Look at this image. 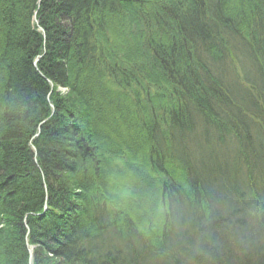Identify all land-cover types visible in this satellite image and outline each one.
Wrapping results in <instances>:
<instances>
[{
    "label": "trees",
    "instance_id": "obj_1",
    "mask_svg": "<svg viewBox=\"0 0 264 264\" xmlns=\"http://www.w3.org/2000/svg\"><path fill=\"white\" fill-rule=\"evenodd\" d=\"M2 3L0 264H29L35 242L60 261L35 246L33 264H264V191L236 203L231 189L238 158L264 147V0H42L38 14L54 28L41 22L47 49L40 50L22 15L38 0H11L7 13ZM45 77L55 83L52 106L40 95ZM89 107L115 113L127 139L99 137ZM42 119L34 158L24 146ZM188 142L206 154L187 151ZM36 166L41 177L29 176ZM135 170L142 176L125 188L123 173ZM169 177V186H184L181 196L164 190ZM226 203L239 205L223 219ZM91 213L102 223L93 226ZM131 241L141 248L130 250Z\"/></svg>",
    "mask_w": 264,
    "mask_h": 264
},
{
    "label": "rangeland",
    "instance_id": "obj_2",
    "mask_svg": "<svg viewBox=\"0 0 264 264\" xmlns=\"http://www.w3.org/2000/svg\"><path fill=\"white\" fill-rule=\"evenodd\" d=\"M4 1V0H3ZM9 2H11V0L9 1V0H5V6H3L4 4L2 3V6L4 7L3 8V10H4V12L5 13H7L8 11L10 12L11 11V8H10V4L9 5H7V3H9ZM42 5V0H38V3H37V6H36V8H32V9H30L29 10V15L27 14V13H25L24 12V14H22L23 15V18H25V20L27 19V24L29 23L30 24V27L28 26V28H27V32L29 33V34H31V33H36V36L34 35V34H31V39H32V41H33V45H34V50H40V47H45V45H46V39H47V36H45V30H44V28L42 27V25H41V22H43L45 25H47V29L48 30H53V28H54V25H50V23L48 24V22H49V20H50V18H49V15H48V17H47V19H44L45 17H43L41 14H38V10H39V7ZM1 9V8H0ZM2 10V11H3ZM2 16V15H1ZM41 17V18H40ZM4 19V18H3ZM18 19H19V17H18ZM10 22L9 23H12L11 22V19L9 20ZM6 28H4L3 29V31H2V34H10V30H11V27L10 26H5ZM101 31H102V29H101ZM7 34V35H8ZM102 38H103V36L102 35H100ZM25 39V38H24ZM26 40V39H25ZM24 44H25V42H24ZM33 47V46H32ZM33 50V51H34ZM26 53H28L27 55H29L30 54V52H28V51H26ZM45 53V52H44ZM238 57L240 56L238 53L236 54ZM42 56H43V54H36L35 56H34V58H33V65H34V60L35 59H38V60H40L41 58H42ZM240 58H243V55L242 56H240ZM42 60V59H41ZM72 60V59H71ZM38 63V62H37ZM37 63L35 64V67H36V65H37ZM245 63V62H244ZM237 65V64H236ZM77 66V65H76ZM244 68L245 69H247L248 68V65H247V63H245L244 64ZM238 69V68H237ZM242 71H243V69H242ZM237 73H238V71H236ZM244 72V71H243ZM229 74H230V72H229ZM232 75H234V74H232ZM226 76L228 77V75H227V72H226ZM230 77H231V75H230ZM46 78V77H45ZM50 80V79H49ZM242 81V80H241ZM92 88L93 87H91V90H92ZM57 91H59V93L61 94H69V93H71V92H69V88L68 87H64V86H57ZM97 97V96H96ZM78 98V97H77ZM94 101H96V100H94ZM259 106V112H260V115H262L263 117H264V103L263 104H259L258 105ZM96 108H91L90 109V107H89V110H90V112L93 114V116H96V130H97V132H98V136L99 137H101L102 139H104V135H110V137L111 138H114L115 136H113V134L115 133V134H118V135H122L121 137H123L124 139H127V137L125 136V134H124V132H123V126L119 123V119H117V117L114 115V114H112V113H107L108 111H106L104 108H102V110H103V113H99V111H96L95 110ZM107 113V114H106ZM51 114H53V112L51 113ZM50 114V115H51ZM50 117V116H49ZM251 117H253V115H251ZM100 118V119H99ZM262 118V117H261ZM253 120H254V122H256V123H258V121H260V120H258L257 119V115H256V117L255 118H252ZM263 119V125L259 128V127H257V129L259 128V132H258V136L260 137V136H262L263 134H264V118H262ZM101 120H103V123L102 124H105V125H99L100 123L99 122H101ZM113 126V127H112ZM40 127V126H39ZM225 127H227V126H225ZM111 129V130H110ZM129 128H127L126 126H124V130H128ZM111 131H114V132H112L111 133ZM129 131H132V129H129L128 130V132L127 133H130ZM133 132V131H132ZM137 134V133H136ZM211 136V135H210ZM99 137H97L96 139H99ZM151 138H155V137H153L152 135L150 136V134L149 135H146V137L144 138V140H146L147 142H148V144H153V139H151ZM101 139V140H102ZM147 139H150V140H147ZM100 140V141H101ZM215 141V140H214ZM263 140L261 139V138H259V142L261 143ZM263 144V143H262ZM103 146V145H102ZM103 147H106L105 148V150H111L112 152L114 151L113 150V148H107V146H103ZM257 147H259V149H257ZM257 147H254L253 149L251 148V151L250 152H248V151H246L245 152V156L242 158V156H240V158H238V160H237V162H236V164H235V167H237V169L239 170V172H238V180H235L234 178L232 179V181H233V185H232V188L231 189H234L233 191H237L238 193L236 194V197H234L235 198V200H236V203H237V199H238V201H239V197H240V195H242L243 197H246V196H248V195H250V191H251V193H255V191L257 192V190H259V191H264V156L260 153V152H263L264 151V147H262V148H260V146H257ZM232 148L233 149H235L236 150V148H234V146L232 145ZM42 149V148H41ZM130 149H133V148H131V146H130ZM129 149V150H130ZM158 149V148H157ZM216 149H221L222 150V146L221 145H217V144H215V146H214V150H216ZM221 150H218V151H221ZM42 151H43V149H42ZM160 151V150H159ZM158 150H153V157L151 156L150 158H153V167H156V168H160L161 166H160V164L159 163H157V160H156V158L158 159V153L159 154H161L160 152H159ZM107 152V151H106ZM104 153V154H107V153ZM47 153V152H46ZM84 156H86L87 158H88V156H87V154L88 153H86V151L84 150ZM117 153V152H116ZM261 154V155H260ZM264 154V153H263ZM110 156H112V155H108V157H107V160L105 161V165H107L108 163H110L111 161H109L108 160V158L110 157ZM233 156V155H232ZM133 157H135L136 159H135V161H137V162H139L140 161V156L139 155H135L134 156V154H133ZM150 158H149V160H150ZM149 160H146V162H147V164H146V168H145V170L148 172V170L147 169H150V167H151V165L148 163L149 162ZM215 160H217L218 162H219V164H220V166L223 168V167H225V164H226V160H224L223 158H221V157H219V156H217L216 158H215ZM34 161H36V160H34ZM140 163V162H139ZM130 164H131V166L129 167L130 169H134V167H135V164H133V163H131L130 162ZM160 166V167H159ZM226 167H231L230 166V164L229 163H227V166ZM34 168H36V170H37V172H35V171H33V174H31L30 172H32V171H29L27 174L25 173V175L27 176V175H29V173H30V175L29 176H33V175H36V174H39L40 175V177H41V175H42V171H41V169L38 167V166H36V167H34ZM67 168V170H68V167H66ZM227 168V171H226V173L227 174H230V175H232V170L230 169H228ZM162 170V169H161ZM183 170V169H182ZM163 171V170H162ZM126 173H123V174H125V176H124V180H123V186L126 188L127 186H128V184H129V182H130V179H133L134 177H136V175L138 174V175H140V173H141V176H142V172H140V171H138V170H135L132 174L131 173H129L128 171H125ZM72 174V176H73V172L71 173ZM58 175H60V174H58ZM64 175V174H63ZM69 175V174H68ZM133 175V176H132ZM236 177H237V172L234 174ZM22 176H24L23 175V173H22ZM242 176H246V179L248 180L245 184H243V178H242ZM263 176V177H262ZM34 177V176H33ZM35 178V177H34ZM73 178H74V176H73ZM137 178V177H136ZM44 179V178H43ZM79 178L78 177H76V180H78ZM230 179V178H229ZM228 179V180H229ZM28 180V179H27ZM60 180H61V178H60ZM171 180H173L172 178H170L169 177V179L167 178V181L166 182H168L165 186H164V190L166 191V190H169L171 187L173 188V190H171V191H169V193H171V192H175L176 191V193L178 194V196H181V194L180 193H184V191H183V188H184V186L183 185H181V182H177L176 181V185H173V186H169V184H171ZM227 180V184L229 183V181ZM29 181V180H28ZM137 180H135L133 183L137 186V184H138V182H136ZM21 182V181H20ZM74 182V181H73ZM62 183H63V181H62ZM137 183V184H136ZM178 183V184H177ZM74 184H76V182H74ZM250 186V187H249ZM246 187V192L245 191H243L244 189L243 188H245ZM171 188V189H172ZM190 188H192V186L190 187ZM225 189L224 190H227V186H225L224 187ZM104 189H106V190H108V189H110L108 186H106ZM196 191H197V194H200V193H202V188L200 189V188H198V190L196 189V188H194ZM110 192H112L111 191V189H110ZM122 195V194H121ZM96 196V195H95ZM95 196L93 197V198H95ZM128 196V194H126V193H123V195H122V198H124V197H127ZM129 197V196H128ZM92 198V199H93ZM98 199H101V195H99V198ZM202 199H203V197H202ZM202 199H198V200H202ZM235 203V204H236ZM235 204H228V203H226V205H224V206H227V207H229L230 209H226V212H220V213H218L220 216H221V218H225V217H228L231 213H236V209L238 208V205L239 204H237V205H235ZM97 205V204H96ZM237 207V208H236ZM47 208V206L45 205L44 207H43V209L45 210ZM236 208V209H235ZM217 214V216L219 217V215ZM69 214H66V216H68ZM25 218V217H24ZM167 218V217H166ZM223 219H219V220H217V224L219 225V224H221L222 223V221H223ZM90 220H91V223L93 224V226H96L97 225V223H96V221L97 222H99V219H96L95 217H94V215H93V213H91V216H90ZM166 222H169V219H166L165 220ZM23 224H22V227H24L25 229H27L26 230V232H28L29 230H30V226H28V225H26V223H25V220H23V222H22ZM99 223H102V222H99ZM100 226V225H99ZM98 226V227H99ZM102 226V225H101ZM171 226V225H170ZM166 229L164 228L163 229V231H165ZM151 231H152V229H151ZM121 232V231H120ZM123 234V233H122ZM117 235H118V233H117ZM121 234H119L118 236H120ZM126 236V235H125ZM129 236V235H128ZM111 238H113V239H115L114 238V236L112 237L111 236ZM124 238H126V239H128V237L126 236V237H124ZM112 239V240H113ZM109 244V243H108ZM116 244V243H115ZM112 245H113V241H112ZM112 245H110L112 248H113V246ZM117 245V244H116ZM135 245H136V247L138 248V246H139V244H138V242H134V241H131V247H130V250H131V248L133 249V250H135ZM138 245V246H137ZM35 246H38V248H41V250H43V252H44V254L45 255H47L48 257H52L53 259H56V260H58V261H60V257H58V256H56V255H54V253H51V252H49L50 250L48 249V247L47 246H43V245H41V244H39V243H37V242H35V244H30L29 246H28V253H29V255H30V257H29V264H33V257H32V254H33V251H34V248H35ZM140 248H141V246H139ZM150 249H151V247H149ZM195 250V249H194ZM107 252L108 253H110V254H112V249H108L107 250ZM117 252L119 253V251L117 250ZM151 252H153V250L151 251ZM154 255V254H153ZM7 261V260H6ZM138 261H139V259H138ZM6 263H9L8 261L6 262Z\"/></svg>",
    "mask_w": 264,
    "mask_h": 264
},
{
    "label": "bare ground",
    "instance_id": "obj_3",
    "mask_svg": "<svg viewBox=\"0 0 264 264\" xmlns=\"http://www.w3.org/2000/svg\"><path fill=\"white\" fill-rule=\"evenodd\" d=\"M43 49H47V47H43ZM38 55H39V53H38ZM39 60L38 59H35L34 60V66H35V64L38 62ZM118 61V60H117ZM115 65H118L117 63H115ZM42 80H44L45 81V84H47V87H48V91H46V90H44V92L42 93V94H40V95H43L46 99V105H51L52 106V103H51V94H52V91H53V88H54V82H52L51 80H49L48 79V77L47 78H42ZM51 112V111H50ZM52 115V114H51ZM50 115V116H51ZM47 123V120L46 119H42V120H39L38 121V128L36 129V131L31 135V136H29V139H28V141H26L25 142V146L24 147H26V149H25V151L31 156V157H34L35 155H36V152H37V150H36V141L41 137V130H40V128H39V126L42 128V129H44V128H47L46 127V124ZM39 137V138H38ZM189 140V139H188ZM42 141H44V142H47V140L45 139V140H42ZM6 145V144H5ZM188 145H189V150H188V148H187V151H189V152H198L197 154H202V152L203 153H205L206 154V152H205V150L204 151H202L200 148H198L197 146H195V143H192V142H188V144H187V147H188ZM193 145V146H192ZM212 152V151H211ZM35 158V157H34ZM16 161H18V159L16 158L15 159ZM1 166H0V176H3L4 175V173H3V171H2V168L1 167H4V166H2V165H4V164H0ZM37 165V164H36ZM27 218V216L24 218L23 217V220H27L26 219ZM27 223V222H26ZM27 225V224H26Z\"/></svg>",
    "mask_w": 264,
    "mask_h": 264
}]
</instances>
